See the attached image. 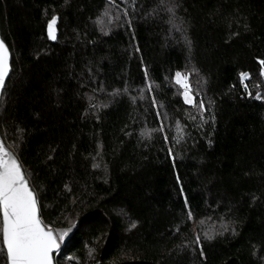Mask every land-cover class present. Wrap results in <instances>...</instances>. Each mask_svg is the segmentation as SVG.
I'll return each instance as SVG.
<instances>
[{"label":"trees","instance_id":"16d2710c","mask_svg":"<svg viewBox=\"0 0 264 264\" xmlns=\"http://www.w3.org/2000/svg\"><path fill=\"white\" fill-rule=\"evenodd\" d=\"M0 38L55 264H264V0H0Z\"/></svg>","mask_w":264,"mask_h":264},{"label":"snow or ice","instance_id":"6c2138e0","mask_svg":"<svg viewBox=\"0 0 264 264\" xmlns=\"http://www.w3.org/2000/svg\"><path fill=\"white\" fill-rule=\"evenodd\" d=\"M55 25L53 18L48 24L52 40L56 39ZM9 61L8 49L0 41V89L4 88L10 71ZM176 83L185 89V103H194L187 77L176 73ZM58 247L57 238L39 217L38 201L22 166L0 143V253L5 254L6 264H52V253Z\"/></svg>","mask_w":264,"mask_h":264},{"label":"water","instance_id":"95a60500","mask_svg":"<svg viewBox=\"0 0 264 264\" xmlns=\"http://www.w3.org/2000/svg\"><path fill=\"white\" fill-rule=\"evenodd\" d=\"M53 18H56V25H55V34H56V38H57V23H58V18L57 17H53ZM52 18V19H53ZM51 19V20H52ZM50 20V21H51ZM49 21V22H50ZM49 22L47 23V26H46V34H47V37H48V39L50 40V41H54V40H52V39H50L49 38V36H48V24H49ZM0 41H2L1 40V38H0ZM4 43V42H3ZM5 44V43H4ZM6 46V45H5ZM7 47V46H6ZM9 52V51H8ZM9 57H10V53H9ZM11 59V58H10ZM9 63H10V61H9ZM11 69V68H10ZM9 74H10V71H9ZM9 74H8V77H9ZM8 77L6 78V81H7V79H8ZM6 81H5V83H6ZM2 91H3V89H0V96H1V93H2ZM0 143H2L4 146H5V144L3 143V141H2V139H1V137H0ZM5 149L9 152V154L13 157V158H15V156L12 154V152L5 146ZM16 159V158H15ZM17 160V159H16ZM19 163V162H18ZM30 187V186H29ZM31 189V188H30ZM40 217V216H39ZM47 229V228H46ZM58 243V242H57ZM59 245V244H58ZM58 249H59V247L57 248V249H55L54 251H53V253H52V264H55L54 263V254L58 251Z\"/></svg>","mask_w":264,"mask_h":264},{"label":"rangeland","instance_id":"374dc122","mask_svg":"<svg viewBox=\"0 0 264 264\" xmlns=\"http://www.w3.org/2000/svg\"><path fill=\"white\" fill-rule=\"evenodd\" d=\"M183 76V75H182ZM175 80H176V76H175ZM181 85V84H180ZM182 86V85H181ZM183 88V94H184V91H185V89H184V87H182ZM182 94V96H183V99H184V95ZM190 95H191V93H190ZM191 97H192V99H193V96L191 95ZM185 101V100H184ZM193 104V103H192ZM193 108L195 109V107L193 106ZM47 229H51V231L53 232V235L57 238V242H58V244H59V246H60V242H61V240L62 239H60V236H61V234H63V238H65L66 237V235H67V232L65 231V230H61V229H53V228H51V227H48Z\"/></svg>","mask_w":264,"mask_h":264},{"label":"built area","instance_id":"2783aa9c","mask_svg":"<svg viewBox=\"0 0 264 264\" xmlns=\"http://www.w3.org/2000/svg\"><path fill=\"white\" fill-rule=\"evenodd\" d=\"M190 89V88H189Z\"/></svg>","mask_w":264,"mask_h":264}]
</instances>
